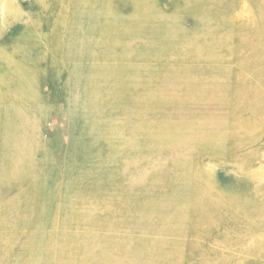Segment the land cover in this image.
I'll list each match as a JSON object with an SVG mask.
<instances>
[{
	"label": "rangeland",
	"instance_id": "374dc122",
	"mask_svg": "<svg viewBox=\"0 0 264 264\" xmlns=\"http://www.w3.org/2000/svg\"><path fill=\"white\" fill-rule=\"evenodd\" d=\"M0 264H264V0H0Z\"/></svg>",
	"mask_w": 264,
	"mask_h": 264
}]
</instances>
